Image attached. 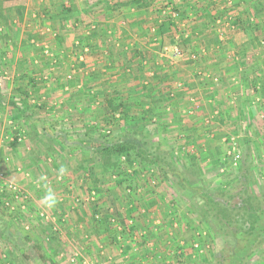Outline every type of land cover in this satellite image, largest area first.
<instances>
[{
	"label": "rangeland",
	"instance_id": "rangeland-1",
	"mask_svg": "<svg viewBox=\"0 0 264 264\" xmlns=\"http://www.w3.org/2000/svg\"><path fill=\"white\" fill-rule=\"evenodd\" d=\"M102 1L116 6L112 11L113 17L119 18L116 24L96 21L93 15L99 12L100 4L96 12L87 13L90 18L83 17L85 0H68L66 5L72 11L65 21H62L64 12L60 6L43 0H31L24 9L5 6L7 9L0 12V95L5 102L0 105V160H7V179L25 194L12 199L8 191L0 197L3 201L0 203V233L5 236V243L0 245V264H211L223 239L213 235L210 224L198 213L199 203L190 201L191 192L176 183L178 178L174 175L163 177L156 166L148 167L140 160H133L132 156L122 158L127 174L103 172L99 157L92 151V140L100 135L115 139L122 134L124 123L118 115L112 119L107 99L124 102L129 114L135 116L141 126L145 124L144 108L155 104L154 99L139 97L141 91H147L142 82L133 88H121L110 82L118 47L129 46V59L135 60L121 68L125 74L120 77L130 79L135 68H141L139 59L144 56L143 51L132 46L136 45L135 33L146 32L151 39L149 42L152 41V50L159 46V37L164 35L157 34L161 21L159 24L151 21L147 26L140 22L132 25L130 21L144 15L161 18L169 14L172 17L178 26L172 29L180 35L179 42L185 52L198 53L197 59L189 56L185 63L191 72H184L182 78L188 82L193 76L192 68L196 69L201 62L215 70L225 65L228 51L233 58L242 59L239 48L244 44L239 33L251 30L253 21L249 17L254 15L248 14L246 21H236L230 28L226 21L229 16L236 15L235 8L230 9L229 14L226 9L237 6L238 0H215L213 6L209 4V11L212 8L214 17L221 20L211 25L210 20L206 25L201 23L204 15L199 10L198 0H145L147 6L138 8L127 4L130 0ZM166 4L168 8L177 5L187 13L181 15L172 9L167 13ZM260 4L255 15L263 20L264 0H260ZM182 35L187 37L185 42ZM214 37H218V41ZM262 39L256 43V40H247V47L264 48ZM110 42L114 44L109 46ZM149 42L146 45L149 46ZM117 43L122 45L116 46ZM81 54L85 56L83 62L78 58ZM129 59L125 58L124 62L128 63ZM176 59L171 60L175 62ZM164 73L167 72L160 76H165ZM69 74L72 76L68 77ZM184 80L179 81L182 83L180 92L193 93L198 85L185 84ZM152 85H146L151 87L149 93L160 94V86ZM205 86H201L202 97L208 100L212 84L210 92ZM19 87H26L31 96L32 107L25 114L10 104L12 99L20 102L24 98ZM247 90H250L249 96L254 95L252 89ZM165 94L162 93L160 102L155 105L158 111L169 105L170 98ZM201 101L200 105L203 103L204 110L209 112L206 102ZM182 102L180 108L184 110L178 109L176 114L164 112L161 119H156V115L152 122H147L149 145H159L165 152L173 151L178 160L177 168L194 186L215 188L220 185L237 192L238 186L234 183L237 167L229 163L228 158L224 164H212L211 160L221 155L222 149L210 150L205 144L207 135L204 134L213 133L208 126L197 120L192 129L183 123L188 105ZM192 102L196 109L198 103ZM242 122L243 132H250L251 129L246 128L247 120ZM255 127L264 134V124L257 123ZM213 130L221 132L223 128L214 127ZM259 132L255 131L249 138L255 166L253 189L260 194L264 192V137L259 136ZM218 134L214 138L219 137ZM191 138L197 148L189 151L190 147L184 146L192 153L188 155L179 146ZM202 144L208 151L201 147ZM241 152L244 154L246 149ZM194 154L198 158L195 167L190 160ZM61 166L66 173L59 178L57 172ZM192 167L198 175L191 173ZM86 168L92 169L100 180L96 186ZM41 174L47 176L57 194L58 203L54 208L41 205L44 188L37 183ZM2 184L0 182V193L3 192ZM92 188L95 196L90 194ZM6 198L10 206L5 204ZM151 198L156 199L153 207L149 206ZM95 207H98L97 213ZM212 224L218 226L214 221ZM248 264H264V242Z\"/></svg>",
	"mask_w": 264,
	"mask_h": 264
},
{
	"label": "crops",
	"instance_id": "crops-1",
	"mask_svg": "<svg viewBox=\"0 0 264 264\" xmlns=\"http://www.w3.org/2000/svg\"><path fill=\"white\" fill-rule=\"evenodd\" d=\"M36 1L39 2L41 0H36ZM100 1L103 2L102 0H85V6H84L85 10L82 13L83 17L88 18L89 16L87 15V13H89L91 9H93V11L96 12L98 10V5L100 4L99 3ZM45 2L49 3L51 1L46 0ZM30 3L31 0H26L25 2L15 5V7L13 8L24 9L26 6H29ZM65 3L67 4L68 0H65ZM236 4L237 6L234 7L235 10L233 11L236 13V15L234 16L236 17L234 23H236V21L238 22H241L242 20L246 21V16L248 14L254 15V17L252 16L249 17L250 20L253 21V23L251 24L252 25L251 30L247 29L245 33L244 31L239 33L241 40L244 44L239 48L240 50L239 55L242 58L241 60L239 57L233 58L231 56V51H228V53L225 56L228 59L223 67L213 70L212 68H209V65L204 66L202 65L204 64V62H201V64L196 66V69L192 68V70H194V72H192L193 76L190 79H188V82H186V80H184L182 76L185 74L184 72L190 71L188 70V68H186L187 66H185L187 60L189 61V53L188 54L186 53L187 50L186 52L184 50L185 55H183L181 58H177L176 59L177 61L175 62H172L165 54H163L164 51L163 48L165 46H170L171 44L177 41L179 42V40L176 39L179 36V34L176 35L174 29H171V32L173 33L164 34L163 37H159L160 38L159 46L157 45V48L153 47L152 50L150 49V46L152 45V44L150 45V43H152V41L149 42L150 38L146 36L147 33L145 32L144 34L140 31H137V33H135L136 45L133 44L132 46L133 48L137 50L140 49L139 51L144 52L143 58L139 59L141 60L140 61L142 65L141 68L140 67H137V69L135 68L136 72L134 71L135 73L133 72V74H130L131 75L130 79L127 77L126 78L120 77L121 75L125 74L121 70V68H123L125 64H131L130 61L133 62L135 60L129 59L131 57V54H129L130 52L127 51L130 49L129 46H124L123 48L118 47L117 49L118 52H116L118 56L115 57L114 61L112 62L114 68L111 71L112 74L109 75L110 77H113L112 78L113 81L110 82L114 83L115 84L114 86H120L121 88H123L124 86H126V88L137 87L138 83L140 82L146 85L153 84L152 87H154V85H157L158 87L160 86V90H159L160 94L162 93L165 94L166 92L165 95L170 96L169 106L160 109V110H166L167 113L173 114L175 112L176 114L178 109L181 111L184 110V108L183 109L180 108V106L182 105V104L180 105V103L182 101L186 102V106L187 105L188 106L185 108L184 111L185 116L183 119V123H185L189 127H192V129L193 127H195L197 120L201 122L203 125L208 126V129H210L209 132H213V133L211 135L207 132L204 134L207 135L206 137L207 142L205 144L209 147L210 150L215 149L216 147L217 148L221 147L222 155L224 156H225V150L227 149L230 143L229 139L231 136H236L237 140L239 138V142H240L239 147L241 151H244L245 149L247 150L248 147H251V138H249V136L254 135L255 131H257V133L260 131L258 127L257 130H255L256 124L257 123L264 124V50H261L264 48L263 47L259 48L257 46H256L257 48L256 47L254 48L253 46L247 47L249 45H247L248 43H246V41L249 39L250 41L256 40L255 41L256 43L257 41L259 42L262 39V37L264 38V36H262L264 34V30H261V28H259V30H255V28L258 26L259 27L264 26V19L262 20L261 19L262 17L260 18L257 15H255L258 14L261 4H260V0H238ZM99 7L100 10L98 11L105 13L103 7H101V4L99 5ZM29 9L30 8H28V10ZM133 10L134 8L132 9V11ZM99 12H97V14L95 13L93 17L97 19L96 21H99L100 23L106 22L108 24L114 25L119 19L113 17L114 15L112 14V11L111 13L106 14L107 16L105 18H100L98 16L101 15L99 14ZM131 13L132 12L129 11V15ZM135 13L138 14L139 11H136ZM143 13L144 12H142L141 14ZM97 16L98 18H96ZM147 18H149V20ZM156 20L162 21L159 18V16H157L156 18L154 17L152 18V16L150 15L149 16L144 15L142 18L140 19L136 18L135 20L130 22L132 23V25H135L136 23L140 22L145 24L144 26H147L151 21L154 22ZM139 33H142L143 36L144 35L145 36L143 37L142 34ZM142 38L147 39V41L149 42V46L146 45L148 44V42H144L143 40H141ZM179 43L184 49L183 44L181 42ZM113 44L114 43L110 42L109 46H112ZM121 45L122 44L117 43L116 46H121ZM125 50L127 52H124ZM149 51L151 52V54ZM146 53H148V56ZM125 55H130V56L125 57ZM125 58L127 60L129 59L128 63L127 61L126 63L124 62ZM139 60L136 59L137 62ZM259 60L260 62H258ZM210 67H213V65H211ZM163 72H167V73L166 74L164 73L165 76H160V74L162 75ZM214 76L215 77L219 76L220 82H215L213 80ZM180 80H184L185 84L190 83L191 85L193 83L195 85H198V87L193 91V93L187 91L180 92V90H182L180 89L181 87L179 86V84L181 83L179 82ZM207 82L208 84L210 83V85H207L206 87L205 84ZM203 85L205 86V89H207L209 92H210L209 86H211L212 88L211 93L207 96L208 100H204L202 97L201 86ZM164 89L166 91H164ZM247 89H252L254 95L249 96L250 90ZM197 91H199L200 93L199 95L196 93ZM126 92L129 93L130 92L129 89H126ZM152 94L150 95V93H148L147 95L146 92L144 91H141L140 95L138 93L139 97L146 98L149 101L151 99L160 96V94L158 95H156V93L154 95ZM185 94L186 97L184 96ZM192 95L199 97H193ZM193 100L196 103H198L196 109L193 108L194 106L192 102ZM201 100H203L204 103L206 102V105H208V108L210 109L209 112H207L208 111L207 108H206L207 110H204V107L202 106L203 103H201L200 105V102H202ZM96 103L100 104L101 101L100 103L99 101H97ZM174 107L177 109H175ZM171 108H173V111ZM204 111L205 113H203ZM244 119L247 120L246 128L251 129L250 132H246V131L243 132L244 130L241 129L242 128L241 123H243L242 121H244ZM220 126L221 128H223L221 132H215L213 130L214 127H218V129H220ZM262 131H264V128L262 129ZM216 134H218L219 137L214 138ZM260 135L264 137V134H261V131L259 132V136ZM196 137L198 138L199 136L196 135ZM191 141L194 142L191 145L194 148L195 147L197 148V146L195 145V140L192 139ZM182 146L183 145H180L179 149ZM201 147L204 148L205 146H203L202 144ZM204 150L208 151L206 148H204Z\"/></svg>",
	"mask_w": 264,
	"mask_h": 264
},
{
	"label": "trees",
	"instance_id": "trees-1",
	"mask_svg": "<svg viewBox=\"0 0 264 264\" xmlns=\"http://www.w3.org/2000/svg\"><path fill=\"white\" fill-rule=\"evenodd\" d=\"M25 1L26 0H1L0 12L7 9L5 6H11L13 8L15 5ZM49 1L60 6L61 10L64 12L62 21L69 18L68 16L71 14L72 10L66 5L65 0ZM198 1L199 10L201 11V14L204 15V17L202 16L200 18L201 23L206 25V23L210 20L209 25H211V22H216L217 18L214 17L212 8H210L211 11H209V4L213 6V1L215 0ZM144 2L145 0H130L127 4L138 8L143 5L147 6L146 2L145 4ZM100 4H102L105 12L98 15L100 18H105L107 16L106 14L111 13V11L116 8L114 4L111 6L108 3L105 4V2H100ZM168 4L165 5V8H168ZM170 9L174 12L180 13L181 15H186L185 13H187L182 9L180 10L177 5L172 7L170 6ZM230 9L233 10L234 6H227L226 14L230 13ZM92 10L93 9L90 11ZM162 10H159L158 13L161 14ZM160 17V19H162L160 24L159 20L155 21L159 24L157 34L173 33L171 32V29L174 27L177 28L178 26L175 24L172 17L169 14ZM259 28L264 30V26H258L255 30H259ZM213 39L218 41V37H214ZM186 40L187 37L185 38L182 35V41L185 42ZM144 87L145 90H147L146 94L148 95V93L151 92L149 89L150 86L147 87L145 85ZM18 90L21 91L24 98H22L20 102L12 99L10 104L13 107L19 108L20 112L25 114L26 110L32 107L31 96L26 87H19ZM161 96L162 94L154 98V105L144 108L143 111L145 116L143 120H145V122L143 123L145 124L142 126L137 124L135 116L133 117L129 114L127 105L124 102L117 101L118 103H115V100L113 101L112 99H107L106 102L109 104L111 111L113 112L112 119H114V117L116 119V115H119V119H121L124 123L122 128L123 131L122 134L115 139H108L107 136L103 135L93 138V153L97 154L99 157L102 163V170L106 173L113 172L119 176L127 174L122 158L124 156H132V158H134L133 160H140L141 163H144L148 167L156 166V168L160 170L163 177H169L170 175L176 176L178 178L176 183L182 189L189 190L191 192L188 196L189 199H191L190 201H194V203L197 204L199 203L200 206L198 213L201 215L202 219L205 220V222L210 224L213 235L223 239V244L220 248L216 249L213 262H211V264H248L256 249L264 242V192L259 194L253 189L255 166L254 156L250 147H248L246 152H244L240 160V164L237 166V176L234 180L235 186H238L237 192H233V190L224 188L220 185L215 188L194 186L188 178L184 177L183 172L179 171L177 168L176 163L178 160L173 151L165 152L159 145L151 147L146 140V136L148 134L145 127L146 124H148L147 122H152V118L156 115L158 117L156 119L159 120L162 118L161 114H164V112L167 113L166 110L158 111L155 108V105L160 102L159 99ZM1 97L2 96L0 95V105H4L5 102ZM168 98H170L169 95ZM18 104H21V107L18 106ZM185 143L186 144L180 149L183 152H187L188 155H191L192 153L186 151L184 146L186 147V145H188V147H190L194 142L187 140ZM224 157L225 156L221 154L218 157L213 158L211 162L214 166L224 164ZM190 160L195 167L198 160L197 156H191ZM86 169L90 170L89 168ZM189 170L195 175L199 174L198 172L196 174V170H194L193 167ZM90 175L92 176L94 186H96L100 180L94 176V171L92 169L90 170ZM93 192L96 193V191L92 188L90 194ZM6 194H8L7 191L0 193V197L2 198ZM24 195V192H22V197ZM199 200L201 202H199ZM0 201V203L3 204V201ZM155 204L156 199L151 198L149 206L153 207ZM95 212H98V207H95ZM212 221H214V223L218 226L215 227L212 224ZM126 226H128V224ZM4 237L3 233H0V245L3 242L5 243V240L3 239Z\"/></svg>",
	"mask_w": 264,
	"mask_h": 264
},
{
	"label": "built area",
	"instance_id": "built-area-1",
	"mask_svg": "<svg viewBox=\"0 0 264 264\" xmlns=\"http://www.w3.org/2000/svg\"><path fill=\"white\" fill-rule=\"evenodd\" d=\"M228 3L231 4V2H228ZM167 10L169 11L170 8H167L165 10V12H168ZM220 21H221L220 18H218L216 22L220 23ZM234 21H235V18L232 15V16L228 17L226 23L228 24V26H230V28H233L234 27ZM152 30H154V28H152ZM179 37H180V35L176 39L179 40L180 39ZM81 49H83V47H81ZM163 50H164L163 54H165L170 60L171 59H175V58H181L183 55H185L184 49L182 48V46L180 45V43L178 41L173 43V44H171L170 46H165L163 48ZM46 52H48V50H46ZM170 53H171V56L169 55ZM189 56H190L191 59L195 60V59L198 58V53L197 52L196 53L195 52H190ZM78 58H79L80 62L81 61L82 62L85 61L84 60L85 56H83L82 54L79 55ZM71 76H72V74L68 75V77H71ZM213 80L215 82H218L219 78L216 76V77H213ZM181 85H182V83L179 84L180 87H182ZM19 140L21 141L22 138H19ZM229 141H230V143H229V145L227 147V152L225 153V159L228 158L229 159V163H231L233 166L237 167L243 154H242L241 149L239 147L238 140H237L236 136H231ZM193 150H194L193 146L189 148V151H193ZM6 161L7 160H0V182L3 183L1 188L3 189V192L5 191V189H6L7 192L9 191L10 192L9 193L10 197L12 199H18L19 197H22V192L18 189L16 184H14L13 182H10L7 179V177H6V167H5ZM93 195H95V192L92 193V196ZM6 199L7 200H6L5 204L7 206H10V202H9L8 198H6ZM130 223H132L131 220H130ZM119 229L120 230L123 229V226H119Z\"/></svg>",
	"mask_w": 264,
	"mask_h": 264
},
{
	"label": "clouds",
	"instance_id": "clouds-1",
	"mask_svg": "<svg viewBox=\"0 0 264 264\" xmlns=\"http://www.w3.org/2000/svg\"><path fill=\"white\" fill-rule=\"evenodd\" d=\"M66 173V169L61 166L58 169L57 175L59 178H62ZM37 183L41 185L44 188V194L41 197V205L44 208H54L56 204L58 203V197L54 190V188L51 186L50 182L48 181V178L45 174H41L38 179Z\"/></svg>",
	"mask_w": 264,
	"mask_h": 264
}]
</instances>
